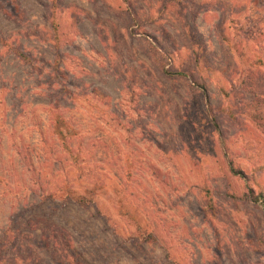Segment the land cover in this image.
Here are the masks:
<instances>
[{"label":"rangeland","instance_id":"rangeland-1","mask_svg":"<svg viewBox=\"0 0 264 264\" xmlns=\"http://www.w3.org/2000/svg\"><path fill=\"white\" fill-rule=\"evenodd\" d=\"M250 187L264 0H0V264H264Z\"/></svg>","mask_w":264,"mask_h":264},{"label":"trees","instance_id":"trees-1","mask_svg":"<svg viewBox=\"0 0 264 264\" xmlns=\"http://www.w3.org/2000/svg\"><path fill=\"white\" fill-rule=\"evenodd\" d=\"M187 27H190L192 30L191 32H194L195 35H189L188 36V40L190 43V49L191 52L193 54V60L194 63L198 66V64L205 58H206V53H207V49L204 43V39L202 38V36H199L198 34H196V29L193 27V25H186ZM187 29V28H186ZM57 31V28H56ZM174 74H180V75H187V73L183 72V71H178V72H173ZM206 98H208L207 93L205 94ZM59 122V120H56ZM60 134H64L63 131H60ZM61 140L63 142L64 147L67 149L68 152H72V148L70 147V144L67 140V138L65 136H61ZM227 168L229 170V172L233 175L236 176H240L245 180H248V175L240 168H238L233 161L229 160ZM71 189V186L69 185V187H67V193L69 192V190ZM250 191L249 193L244 195V198H248L256 203H259L262 206V209L264 211V191L263 190H259L258 194H255V191L250 187L249 188ZM86 192L88 191L89 193H91V190L86 189ZM84 191V192H85ZM69 198V197H68ZM67 199V198H66ZM71 199V198H70ZM76 203L81 204V205H89L93 202V197L92 194H80L78 197H75V199H73Z\"/></svg>","mask_w":264,"mask_h":264}]
</instances>
